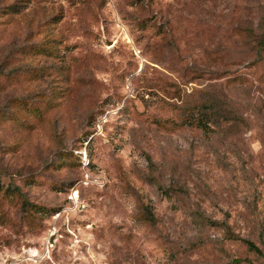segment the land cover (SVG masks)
Wrapping results in <instances>:
<instances>
[{
	"label": "rangeland",
	"instance_id": "374dc122",
	"mask_svg": "<svg viewBox=\"0 0 264 264\" xmlns=\"http://www.w3.org/2000/svg\"><path fill=\"white\" fill-rule=\"evenodd\" d=\"M263 39L264 0H0V264H264Z\"/></svg>",
	"mask_w": 264,
	"mask_h": 264
},
{
	"label": "trees",
	"instance_id": "16d2710c",
	"mask_svg": "<svg viewBox=\"0 0 264 264\" xmlns=\"http://www.w3.org/2000/svg\"><path fill=\"white\" fill-rule=\"evenodd\" d=\"M260 42H261V44H264V39H263V41H260ZM14 71L15 70H10L9 74H12ZM197 125L199 127H201L203 130L208 129V125L203 120L197 121ZM242 241L248 246L249 249L259 251V249L254 245V243L252 241L245 240V239H242Z\"/></svg>",
	"mask_w": 264,
	"mask_h": 264
},
{
	"label": "water",
	"instance_id": "95a60500",
	"mask_svg": "<svg viewBox=\"0 0 264 264\" xmlns=\"http://www.w3.org/2000/svg\"><path fill=\"white\" fill-rule=\"evenodd\" d=\"M50 241H52V238H50Z\"/></svg>",
	"mask_w": 264,
	"mask_h": 264
},
{
	"label": "built area",
	"instance_id": "2783aa9c",
	"mask_svg": "<svg viewBox=\"0 0 264 264\" xmlns=\"http://www.w3.org/2000/svg\"><path fill=\"white\" fill-rule=\"evenodd\" d=\"M26 255H27V253H26Z\"/></svg>",
	"mask_w": 264,
	"mask_h": 264
}]
</instances>
